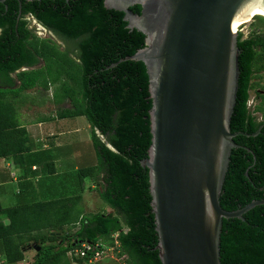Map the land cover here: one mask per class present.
<instances>
[{
	"label": "trees",
	"instance_id": "16d2710c",
	"mask_svg": "<svg viewBox=\"0 0 264 264\" xmlns=\"http://www.w3.org/2000/svg\"><path fill=\"white\" fill-rule=\"evenodd\" d=\"M130 9L140 14L142 6ZM28 15L73 45L62 48L53 38L39 36L29 27ZM125 15L105 0L0 1V157L27 150L25 129L14 117L6 119L14 108L5 101L7 93L53 88L54 101L71 102L59 115H84L92 126L98 162L81 168L79 175L82 182L90 176L99 183V195L111 208L81 216L80 194L6 208L0 203V253L10 263L24 260L31 248L36 253L30 264H90L96 250L118 241L125 264H162L150 173L142 164L153 136L150 76L144 61H120L146 45V34L130 28ZM238 45L231 130L254 133L262 127L256 135L234 137L240 146L232 149L220 196L227 210L264 198V84L253 81L264 70V32L244 36L239 31ZM253 89L254 108L249 104ZM83 243L94 250L68 256ZM220 246L222 264H264V204L248 210L244 219L223 218Z\"/></svg>",
	"mask_w": 264,
	"mask_h": 264
},
{
	"label": "water",
	"instance_id": "95a60500",
	"mask_svg": "<svg viewBox=\"0 0 264 264\" xmlns=\"http://www.w3.org/2000/svg\"><path fill=\"white\" fill-rule=\"evenodd\" d=\"M135 4L142 6L140 14L130 9ZM105 5L125 11L128 26L146 34V45L120 61L142 60L150 76L153 136L142 164L149 168L162 264H222L223 218L244 219L264 204V198L253 199L227 210L220 201L232 149L240 146L234 137L256 135L262 127L231 130L240 77L237 22L252 7H264V0Z\"/></svg>",
	"mask_w": 264,
	"mask_h": 264
},
{
	"label": "crops",
	"instance_id": "0c3cea01",
	"mask_svg": "<svg viewBox=\"0 0 264 264\" xmlns=\"http://www.w3.org/2000/svg\"><path fill=\"white\" fill-rule=\"evenodd\" d=\"M40 89L44 90L39 86L17 96L12 93L5 96V101L14 105V108L8 109L6 119L12 121L14 117L18 128L25 129L27 150L16 156L9 154L0 157V203L6 208L72 198L80 194L82 200L76 207L82 210L81 216L97 212L89 210L88 183L93 178L87 176L82 182L79 170L84 167H80L79 160L74 159L78 143L93 141L92 126L88 119L83 120L84 115L71 117L59 115L60 110L71 107V102L66 100L57 103L53 100V93L38 98L37 93H40ZM50 90L53 88L48 92ZM70 121L75 122L71 124ZM83 131V135L79 136ZM66 228L71 227L67 225ZM31 251V249L25 251V259L26 253ZM24 260L10 263L0 253V264H23ZM30 260L28 264L34 258L31 257ZM108 264L116 262L109 260Z\"/></svg>",
	"mask_w": 264,
	"mask_h": 264
},
{
	"label": "rangeland",
	"instance_id": "374dc122",
	"mask_svg": "<svg viewBox=\"0 0 264 264\" xmlns=\"http://www.w3.org/2000/svg\"><path fill=\"white\" fill-rule=\"evenodd\" d=\"M31 19V18H29ZM245 21V22H244ZM243 25L241 24L238 27V30L244 33V36H250L251 34H253L254 30H258L261 32H264V16H261L258 13H252L249 15V17L244 20ZM37 32L39 34V36L44 37V38H48L51 37L54 40H56L57 42H63L62 39H59L57 36H54L52 33H50L49 31L45 30L44 28H42V26L38 25L37 28ZM253 81L255 82H259L260 84H264V70H262L259 73H255V77L253 78ZM260 88V87H259ZM52 94L53 90L48 91H44L42 89H40V93H37V97L40 98L42 97V95H46V94ZM255 97V91L251 90V104L252 107L253 105V99ZM256 100V99H255ZM68 102H66L65 105H67ZM83 120H87L86 116H82ZM75 121H70L71 124H74ZM86 122V121H85ZM88 122V121H87ZM84 133L81 132L79 133V136H82ZM86 133V132H85ZM75 155L74 159L75 161H78V163H80V167H87V166H92L95 162H98V155L97 152L94 148V144L93 141H87L86 143H78L75 147ZM72 160V159H71ZM74 161V160H72ZM74 161V162H75ZM70 162L68 161V164ZM90 185L89 187V191H88V196H90L89 198V210L90 211H99V210H109L111 211L110 207H107V203L101 199V197H99V192H98V187L100 186L99 183L97 184V182L94 179L89 180ZM31 249V248H29ZM31 252H27L26 253V259L23 261V264H28L31 257L35 258V250L31 249ZM72 252H69L68 255L71 257ZM117 254L114 253V255L112 256V254H108V256L106 255V257L98 260V263L96 264H108L109 260H113L116 262V264H120L119 260L116 258Z\"/></svg>",
	"mask_w": 264,
	"mask_h": 264
},
{
	"label": "built area",
	"instance_id": "2783aa9c",
	"mask_svg": "<svg viewBox=\"0 0 264 264\" xmlns=\"http://www.w3.org/2000/svg\"><path fill=\"white\" fill-rule=\"evenodd\" d=\"M237 31H239V30H237ZM249 104H251V102ZM115 236H117V235H115ZM115 244L116 245L111 246V247H107L105 249L96 250L94 257H92L90 259V264H96V262H98V260L106 257V255L108 256V254H112V256H113L114 253L117 254L116 258L119 260L120 264H125V262L121 261L123 257L120 258L118 256L119 250L116 248V246H118V241H116ZM97 246H99V245L96 244L95 247H97ZM88 250H94V247H92V245H89L87 243H83V245L81 247H77L74 250H70L69 252H72L70 254L71 257H76V256L78 257V256H84Z\"/></svg>",
	"mask_w": 264,
	"mask_h": 264
},
{
	"label": "flooded vegetation",
	"instance_id": "af4514ba",
	"mask_svg": "<svg viewBox=\"0 0 264 264\" xmlns=\"http://www.w3.org/2000/svg\"><path fill=\"white\" fill-rule=\"evenodd\" d=\"M28 19L29 18H31V19H29V27L31 28V29H33L37 34H38V32H37V28H38V25L39 26H42V28H44L45 30H47V31H49L50 33H52L54 36H57L59 39H62L63 40V42H58L59 44H61L62 45V48H66V47H71L72 45H73V43H71V42H68L67 40H65V39H63V38H61L60 36H58L57 34H55L52 30H50V29H48V28H46L44 25H42L36 18H34L32 15H28V17H27ZM0 32H1V29H0ZM39 35V34H38ZM254 91H255V89H253ZM256 99V100H255ZM250 101H251V97H250V100H249V103H250ZM253 105L255 106L256 105V103L258 102V98H257V93H256V91H255V97H254V99H253ZM251 106H252V104H250ZM254 106H253V108H254Z\"/></svg>",
	"mask_w": 264,
	"mask_h": 264
},
{
	"label": "bare ground",
	"instance_id": "6f19581e",
	"mask_svg": "<svg viewBox=\"0 0 264 264\" xmlns=\"http://www.w3.org/2000/svg\"><path fill=\"white\" fill-rule=\"evenodd\" d=\"M255 12L260 14L261 16H264V7L263 6L252 7L250 9V11L244 17H242L241 19L238 20V22H237V30H238V27L241 24L243 25V23L245 22L244 20H246L249 17L250 14L255 13Z\"/></svg>",
	"mask_w": 264,
	"mask_h": 264
}]
</instances>
